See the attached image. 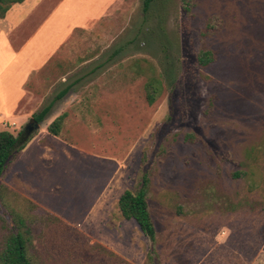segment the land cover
Listing matches in <instances>:
<instances>
[{
	"label": "rangeland",
	"instance_id": "1",
	"mask_svg": "<svg viewBox=\"0 0 264 264\" xmlns=\"http://www.w3.org/2000/svg\"><path fill=\"white\" fill-rule=\"evenodd\" d=\"M107 3L49 0L34 40L13 44L29 69L46 65L26 84L28 117L3 130L24 132L72 88L27 144L31 163L17 156L0 179V244L14 215H40L33 203L63 222L30 224L33 264H264V0H198L190 12L181 0L147 12L143 0ZM204 48L218 56L209 69ZM145 171L155 246L118 206Z\"/></svg>",
	"mask_w": 264,
	"mask_h": 264
},
{
	"label": "trees",
	"instance_id": "2",
	"mask_svg": "<svg viewBox=\"0 0 264 264\" xmlns=\"http://www.w3.org/2000/svg\"><path fill=\"white\" fill-rule=\"evenodd\" d=\"M155 0H143V9L145 12L149 10ZM198 0H181L185 12H190L197 4ZM24 0H0V19H4L8 11L16 4H20ZM212 25L207 26V30L212 29ZM218 61L217 54L208 48H204L198 55V64L204 69H209ZM72 86H68L60 92L56 98L43 108L39 113L34 115V122L42 124L51 114L54 105L64 98ZM146 99L150 105H153L161 94L160 86L157 80L151 79L146 84ZM66 114L55 119L48 127V132L59 137L62 132ZM31 137H27L24 132L14 135L10 131H0V179L3 178L10 163L16 158L31 141ZM145 156H143V162ZM142 162V163H143ZM240 177V174H235ZM149 187H150V172L145 171L142 175L140 189L126 190L119 199L118 206L122 217L128 221H135L140 230L147 237L153 246L156 245L157 231L153 222L150 206H149ZM33 210L40 212L37 217L23 218L19 215L13 217V227L8 230V233L0 244V264H33L30 247L32 245V228L30 224L38 223V221H51L55 223H63L59 218L46 212L45 209L31 203ZM113 255V254H111ZM148 260L153 261L151 255Z\"/></svg>",
	"mask_w": 264,
	"mask_h": 264
},
{
	"label": "crops",
	"instance_id": "3",
	"mask_svg": "<svg viewBox=\"0 0 264 264\" xmlns=\"http://www.w3.org/2000/svg\"><path fill=\"white\" fill-rule=\"evenodd\" d=\"M117 1L118 0H108L110 4H107L111 6V3L114 5ZM47 2H49V0H24V2L14 5L8 11L4 19H0V77L4 74H8L10 78V83L7 86V89L4 90L3 84H0V111L2 110L4 113L6 111L5 115L0 113L1 131L4 128L5 123L13 122L16 116L20 117L23 114H26L25 116L28 117L27 113L22 114V112H20L22 103L28 98V96H30V92L26 84L43 70L46 63L41 60L42 63L40 66L36 65L35 67H31L29 69L27 55L19 53V51L15 52L13 50V44L16 43L15 41H24L23 44L28 45L34 40L36 37L35 34L41 30L46 25L48 19L53 16L51 13L48 17H45L43 14V10ZM107 12L108 9L105 13ZM24 28H31L35 31L32 37L29 36L25 40H20L17 38L18 32L20 29L22 30ZM14 79L19 80L18 86L14 84ZM55 105L53 109L55 108ZM52 120L48 119L47 123L50 124ZM38 144L40 145L39 142ZM24 150L17 157L19 159L18 164L25 165L26 163H31L30 161H27V158L24 156ZM25 179L26 178H24V181L27 182Z\"/></svg>",
	"mask_w": 264,
	"mask_h": 264
},
{
	"label": "water",
	"instance_id": "4",
	"mask_svg": "<svg viewBox=\"0 0 264 264\" xmlns=\"http://www.w3.org/2000/svg\"><path fill=\"white\" fill-rule=\"evenodd\" d=\"M40 128V124L39 123H31L29 125L26 126L25 130H24V134L27 137H30L34 134L35 131L39 130Z\"/></svg>",
	"mask_w": 264,
	"mask_h": 264
}]
</instances>
